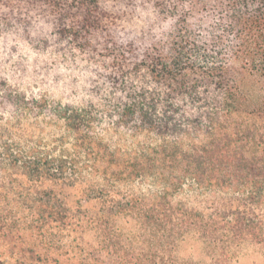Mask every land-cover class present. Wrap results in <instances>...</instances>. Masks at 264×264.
<instances>
[{"label":"trees","instance_id":"1","mask_svg":"<svg viewBox=\"0 0 264 264\" xmlns=\"http://www.w3.org/2000/svg\"><path fill=\"white\" fill-rule=\"evenodd\" d=\"M23 44L66 77L23 85ZM0 111V264L264 245V0H0Z\"/></svg>","mask_w":264,"mask_h":264},{"label":"rangeland","instance_id":"2","mask_svg":"<svg viewBox=\"0 0 264 264\" xmlns=\"http://www.w3.org/2000/svg\"><path fill=\"white\" fill-rule=\"evenodd\" d=\"M20 52L22 59L25 62L24 70L20 73V78L23 81V85L29 89H39V87L43 85L42 81H45V85H48L49 78L51 77L53 79L57 73V75H60L61 73L62 77H66L68 73H66V70L63 68H59L54 65L48 55L37 52L28 45H21ZM78 70L79 69L74 72L76 76L80 75ZM64 87L63 82H59L49 87V89H52L53 94L59 99H65L68 95L66 94L67 89ZM8 117L11 116L0 111V125L2 121ZM128 142H131V139H129L127 143ZM72 192L73 197L75 196L77 199L82 195L79 190H73ZM177 254L181 259L191 260L195 263L209 260V256L204 248V245L197 239H188L183 241L177 248ZM232 264H264V245H243L239 250L238 257L232 262Z\"/></svg>","mask_w":264,"mask_h":264}]
</instances>
